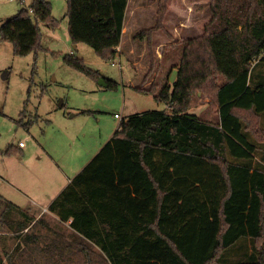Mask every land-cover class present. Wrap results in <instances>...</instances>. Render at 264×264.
<instances>
[{
    "label": "trees",
    "instance_id": "16d2710c",
    "mask_svg": "<svg viewBox=\"0 0 264 264\" xmlns=\"http://www.w3.org/2000/svg\"><path fill=\"white\" fill-rule=\"evenodd\" d=\"M128 2L66 0L74 48L83 43L101 60L114 61L127 32ZM193 2L207 3L210 19L182 44L172 86L144 91L166 109L121 121L48 208L70 221L74 242L95 247L106 264H216L240 238H248L254 252L246 264H264V168L254 164L264 144V75L254 71L264 63V0H159L154 27L134 39L146 38L150 51L166 13ZM40 24L57 25L50 4L33 0L0 24V42L10 43L17 57L36 52ZM63 62L102 79L73 54ZM196 93L210 100L216 123L188 114ZM14 151L9 146L3 154Z\"/></svg>",
    "mask_w": 264,
    "mask_h": 264
},
{
    "label": "rangeland",
    "instance_id": "374dc122",
    "mask_svg": "<svg viewBox=\"0 0 264 264\" xmlns=\"http://www.w3.org/2000/svg\"><path fill=\"white\" fill-rule=\"evenodd\" d=\"M43 1L50 4L57 25L54 30L39 25V50L17 57L10 43L0 42V216L3 214L0 239L10 240L0 251L4 264H106L95 247L80 238L74 242L75 234L69 226H57L49 214L27 227L30 221L23 226L24 231L16 233L17 226L7 222L14 211L11 204L37 211L38 206L32 203L38 204L46 200L48 193L52 195L55 189L68 186L110 141L121 121L136 114L164 111V103L144 91L172 86L182 44L200 35L211 13L205 2H193L187 8L182 6L180 11L175 4L174 11L165 15L163 29L151 35L149 51L146 38H134L154 27L159 0H129L122 57L103 61L87 45L81 43L76 48L72 45L66 0ZM32 2L0 0V24L21 9H28ZM70 52L102 79L93 80L67 66L63 56ZM254 71L264 75V63ZM103 80L115 83L116 89L106 88ZM209 103L207 97L194 94L188 114L216 123V111ZM260 128L264 130V116L260 118ZM18 143L24 144L23 151ZM9 146L15 151L4 155ZM258 147L254 164L264 168V144ZM56 236L67 239L65 244L72 243V247L84 245L88 253L56 250ZM28 237L33 241L30 244ZM26 242L31 251L22 250ZM251 245L248 238H240L216 264L249 263ZM37 247L43 249L37 251Z\"/></svg>",
    "mask_w": 264,
    "mask_h": 264
},
{
    "label": "crops",
    "instance_id": "0c3cea01",
    "mask_svg": "<svg viewBox=\"0 0 264 264\" xmlns=\"http://www.w3.org/2000/svg\"><path fill=\"white\" fill-rule=\"evenodd\" d=\"M123 35H122V39H121L120 46L117 49V51L119 52L118 58L122 57L120 55V52H121V46L124 43L123 42ZM19 149L23 151L25 149V147L19 148ZM66 187L67 186H65V188ZM64 189H62V190L55 189L54 191H56V192L53 193L52 195L50 193H48L49 195L47 194L46 200H43V201L41 200V201H39L38 204L32 203L33 204L32 206H34V205L35 206H38V208L36 209L37 211H34V212H33L32 209L30 210L28 208H22L20 206L11 204V208H12V210L14 209V211H13V213H11L9 215V219L10 220L7 221V222L9 223V225H14L15 224V226H17L18 229L15 230V231H17L16 233H18V234H20L22 232V230L24 231L26 229V228H23L22 230H20L24 225H27V223H29L31 221L30 224H28V226H27V227H31L32 225L36 224L37 221H39L45 214H47V215L49 214L50 218H52V220H54L52 222L53 223H57V226L58 225H65V226L68 225L69 226L70 221H68L67 223H63L62 221H60V219L58 218V216L55 213H52V212H50L48 210V208L51 205V203L60 195V193ZM42 203H44V204H42ZM0 218H1L0 220L3 219V214L0 216ZM61 239H62V237L59 238V236L58 237L56 236V239H55L56 245H55V247L53 246L56 250H58V251H61V250H63V251L70 250V252H74V253H77L78 252L80 255L82 254L81 248H78L77 247L78 248L77 249L76 247H72L71 246L72 243L65 244V242H66L67 239H64V240H61ZM27 240H31V237H28ZM9 241L10 240L1 238L0 239V248L1 249H3L4 247L6 248V242H9ZM27 242H29V244H30L33 241L31 240V241H27ZM27 242L25 244L26 247L23 246L22 250L28 251L30 249V248L28 249ZM61 242H63V243H61ZM14 246L16 247L17 245L15 244ZM37 248L39 249L37 251H40V250L43 249V247L42 248L37 247ZM54 248H52V249H54ZM30 251H31V249H30Z\"/></svg>",
    "mask_w": 264,
    "mask_h": 264
},
{
    "label": "built area",
    "instance_id": "2783aa9c",
    "mask_svg": "<svg viewBox=\"0 0 264 264\" xmlns=\"http://www.w3.org/2000/svg\"><path fill=\"white\" fill-rule=\"evenodd\" d=\"M20 3H21V1H20ZM28 11L31 12V10H28ZM70 54H72V52H70ZM260 57H264V52L262 53V55ZM18 147L19 148H23L24 147V144L23 143H18Z\"/></svg>",
    "mask_w": 264,
    "mask_h": 264
},
{
    "label": "water",
    "instance_id": "95a60500",
    "mask_svg": "<svg viewBox=\"0 0 264 264\" xmlns=\"http://www.w3.org/2000/svg\"><path fill=\"white\" fill-rule=\"evenodd\" d=\"M105 85V84H104Z\"/></svg>",
    "mask_w": 264,
    "mask_h": 264
}]
</instances>
